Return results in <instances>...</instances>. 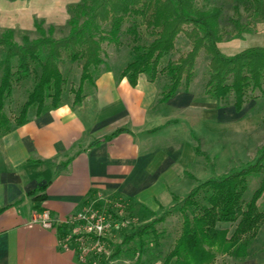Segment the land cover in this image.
Masks as SVG:
<instances>
[{
  "label": "trees",
  "instance_id": "16d2710c",
  "mask_svg": "<svg viewBox=\"0 0 264 264\" xmlns=\"http://www.w3.org/2000/svg\"><path fill=\"white\" fill-rule=\"evenodd\" d=\"M211 1L78 0L68 7L69 32L64 38L55 39V27L46 28L43 22L37 21L35 28L39 37L25 36L22 44L15 42L12 29L1 31L0 46L6 51L0 78V137L13 125L25 124L30 112L40 116L61 106L67 84L60 68L64 58L81 66L79 85L71 89L73 106L79 105L87 95L85 86L96 85L95 73L104 62L103 44L120 47V35L126 23H129L126 32L133 36L134 58L122 70L121 78H127L132 86H136L141 75L150 82L166 75L168 84L160 99V102H166L181 88L189 90L198 59L203 54L209 57L205 94L219 106L232 95V106L240 113L250 93H264V47L251 46L226 55L219 44L227 38L242 39L256 24H264V0H235L229 30L222 23L223 5ZM142 29L152 36L149 43H139ZM181 35L187 39L189 49L163 66L162 61L173 52ZM32 77H35L33 89L18 115L11 118L6 112V102L12 96L14 84ZM104 140L106 138L93 144ZM197 143L196 154L209 161L199 139ZM251 176H261V181L251 199L245 201ZM263 195L264 145L258 149L255 161L246 167L199 183L182 200L174 197L175 203L180 201L181 229L162 264H214L219 255L234 256L237 252L241 258L247 257L251 241L264 224V211L258 206ZM166 217L164 214L136 228L109 259L120 256L124 244L130 240L138 239V245L143 249L142 238L146 235L157 237L155 225ZM225 224L235 226L231 234L228 228L221 227ZM65 226L60 224L58 227ZM63 236L64 233L60 235ZM125 254L128 253L125 251ZM135 258L134 264H140L141 255Z\"/></svg>",
  "mask_w": 264,
  "mask_h": 264
},
{
  "label": "crops",
  "instance_id": "0c3cea01",
  "mask_svg": "<svg viewBox=\"0 0 264 264\" xmlns=\"http://www.w3.org/2000/svg\"><path fill=\"white\" fill-rule=\"evenodd\" d=\"M21 1L0 0V28L12 29L6 15ZM122 70L100 77L79 105L68 99L0 137V264H84L60 237L67 226L46 229L35 220L42 211L64 221L90 200L119 196L149 217L205 180L190 172L204 159L195 151L201 135L191 122L182 134L181 123L189 112L213 131L212 101L189 88L160 102L164 81L141 75L132 86ZM185 180L194 184L181 194ZM106 264L134 262L122 254Z\"/></svg>",
  "mask_w": 264,
  "mask_h": 264
},
{
  "label": "rangeland",
  "instance_id": "374dc122",
  "mask_svg": "<svg viewBox=\"0 0 264 264\" xmlns=\"http://www.w3.org/2000/svg\"><path fill=\"white\" fill-rule=\"evenodd\" d=\"M219 2L224 7L222 23L224 28L230 29L228 25L230 18L233 16V5L235 0H212L211 3ZM78 3V0H26L19 2L20 5L11 7L8 11L11 14L6 15L5 27H11L14 32V40L18 44H22L23 37L28 36L30 39L39 37L34 22H43L47 28L54 26L56 31L53 35L55 39H61L68 35V21L70 13L68 7L71 4ZM14 12H18V16H13ZM129 23L123 27V32L120 35L122 45L117 47L113 44H103L102 58L103 64L96 71V81L104 74L110 72L120 73L129 62L134 58L132 50L133 36L126 32ZM6 28H0V32ZM140 44L149 43L152 36L149 31L142 29ZM251 46L264 47V24H256L250 33L244 34L242 39L227 38L219 44L220 49L226 55H233L245 48ZM189 49L187 39L181 35L176 43L173 52L167 56L162 65L165 66L170 61H175L179 56ZM6 49L0 46V78L2 75L3 62L5 59ZM208 62L209 57L201 55L196 65L194 79L190 86V91L196 95L212 101L216 115L214 118V129H208L199 116L188 112L185 121L181 123L182 134L186 133L187 123H193L196 127L195 134L201 135L202 151H206L209 156V161L204 159L199 160L200 166L191 167L190 172L197 174L200 181L215 179L228 175L231 172L238 171L248 164L255 161L258 156V149L264 145V93L256 91L247 96V103L240 113H236L233 109V96L231 95L222 106H217L215 100L210 99L204 94V86L208 80ZM60 68L66 78L67 84L63 94V102L71 100L73 95L71 89L77 88L81 76V66L79 63H71L64 58L60 64ZM160 81L168 84L166 75L160 76ZM35 85V77L27 81L14 84L12 96L6 102V112L13 118L18 115L20 107L27 100L29 93ZM95 86L86 85L85 93L87 95L95 91ZM181 88L180 91H184ZM256 95V98L253 96ZM34 112H30L33 115ZM205 139H203V138ZM203 181V182H204ZM261 176H251L248 179L247 191L244 196L245 201H249L252 194L260 185ZM194 184V181L185 180L182 184L183 188L178 191L185 194L183 191ZM181 200V199H179ZM95 202V203H94ZM95 208H98L110 219L111 230L106 239H104V247L102 251L96 253L89 252V256L84 260V264H106L107 258L115 252L124 238L131 234L136 228L144 225L153 219L161 218L164 214L167 215L163 222H158L155 227L157 237L146 235L142 239L145 247L140 249L139 240L134 239L126 242L123 246V251L128 254L126 258L135 260L138 255H141L140 264H162L167 253L173 248L176 238L181 229L182 215L178 210L180 201L174 202L173 205L164 213L149 215V217H141L136 210L135 205L130 201L119 197L111 196L105 198L104 201L99 199L90 200ZM87 203V204H88ZM258 206L264 211V195L258 202ZM170 211V212H169ZM222 228H228L230 234L234 231L235 226L230 224L221 225ZM66 231L70 235L74 231L73 226H68ZM74 233V232H73ZM96 244V239L92 237L89 241V246L92 248ZM237 252L234 256H218L214 264H264V224L261 227L257 237L251 241L248 248V256H239ZM129 256V257H128Z\"/></svg>",
  "mask_w": 264,
  "mask_h": 264
},
{
  "label": "built area",
  "instance_id": "2783aa9c",
  "mask_svg": "<svg viewBox=\"0 0 264 264\" xmlns=\"http://www.w3.org/2000/svg\"><path fill=\"white\" fill-rule=\"evenodd\" d=\"M95 203V202H94ZM35 220L44 228L52 229L58 224H65L74 227V233L70 235L66 231L62 237L65 242L74 244L79 259L84 263V260L89 256L90 251L99 253L104 247V239L107 238L111 230L110 219L95 208L91 203L84 205L78 212L69 216L64 221L52 217L50 211H42L36 214ZM96 239V244L92 248L89 246L90 239Z\"/></svg>",
  "mask_w": 264,
  "mask_h": 264
}]
</instances>
